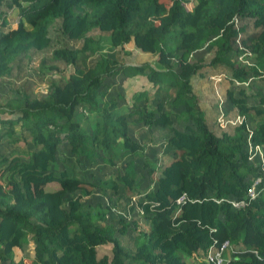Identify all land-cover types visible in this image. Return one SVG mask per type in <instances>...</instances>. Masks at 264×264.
I'll use <instances>...</instances> for the list:
<instances>
[{"label":"trees","instance_id":"trees-1","mask_svg":"<svg viewBox=\"0 0 264 264\" xmlns=\"http://www.w3.org/2000/svg\"><path fill=\"white\" fill-rule=\"evenodd\" d=\"M10 8L20 17L7 27ZM0 20V79L35 51L49 48L67 67L85 61L106 34L114 51L51 79L44 94L12 79L0 103V138L34 147L0 156V264H208L194 257L225 240L226 264H264V188L246 195L254 177L264 183V0H0ZM55 39L63 42L54 46ZM129 42L155 55L156 65L126 63L115 52ZM121 73L145 75L157 85L153 98L138 91L131 108L119 106L107 88ZM195 75L229 82V108L218 110V96L202 106ZM19 122L28 136L17 134ZM134 122L165 136L166 158L159 162L131 132ZM64 142L80 158H109L116 172L95 182L79 175L80 158L61 167ZM138 155L152 182L143 188ZM51 181L58 186L50 190ZM95 188L131 198L148 227L136 218L107 223L100 202L86 200ZM131 234L133 249L121 239ZM107 245L110 256L99 251Z\"/></svg>","mask_w":264,"mask_h":264},{"label":"rangeland","instance_id":"rangeland-1","mask_svg":"<svg viewBox=\"0 0 264 264\" xmlns=\"http://www.w3.org/2000/svg\"><path fill=\"white\" fill-rule=\"evenodd\" d=\"M167 3V0H162ZM15 9V8H14ZM14 9L10 8L9 13L6 15L7 20V27L15 26L16 22L19 18V14L14 13ZM239 23V22H238ZM251 29V26L248 27ZM53 33L55 34V30L52 29ZM54 46H58L60 42L63 40H56ZM110 37L109 35H105L104 37L100 38L99 47L96 51L90 53L86 60H82L81 58L76 61L75 64H70L67 67L62 66L61 60L58 61L57 59H53L51 57V50H41L35 51L32 54V57L29 58L27 56H21L20 58H16L15 63H13V69L11 71V75H8L5 79H0V103H3V100L10 95V90L12 87V79L16 80L17 78L20 80H29L32 81V89L37 94H44L47 91L48 83L51 79H58L62 77H67L73 70L83 69L85 64H93L95 57L99 51L108 52L109 54H113V49L111 48ZM206 47H202L193 53L192 59L195 57L203 56L206 51ZM107 53V54H108ZM119 57L124 59L126 63H143V62H150L153 65H156L155 60L156 56L151 53H145L139 50L133 42H129L124 45V47L119 48L117 52H115ZM46 56L47 60L41 65L40 62L42 58ZM63 62V61H62ZM56 65L57 67H52ZM218 80L213 82L205 77H199L195 75L192 78L194 91L196 92L197 96L199 97V101L202 106H206L208 108L214 102L215 96H218L220 99L217 101V105L219 106L218 110H222L224 108H229V102L223 96L226 87L229 85V82L223 80L220 75H217ZM110 86L107 88L108 94L110 96H114L118 102L119 106H127L128 109L132 107L134 95L138 91L145 90L147 92L148 98H153L154 92L156 90L157 85H154L151 81L147 79V77L143 74H135V75H126L125 73L117 74L110 79ZM249 85L248 81L245 82V85ZM252 89L256 90V87H252ZM140 104L143 103V99L139 101ZM183 120H179L177 122L179 125ZM251 121L254 124L255 121ZM20 123H16V132L19 135L21 132H24L26 136H28L27 131L25 128L20 126ZM135 123V122H134ZM131 125V132L137 136V138L142 141L143 143L147 142V147H150L156 152L159 162L166 158V150H165V136L152 132L151 129L144 127L140 123H135ZM85 124V123H84ZM1 126V125H0ZM1 130H4L0 127ZM147 136H152L153 138L150 140H143V138ZM23 147H30L33 148V144L31 142H26L23 139L18 141H12L10 137H1L0 138V156L4 154L5 156H11L13 153L19 152V150ZM70 146L67 142L60 143L58 147V162L59 165H62V160L66 161V165L70 162L75 163L76 158H80V156H76L75 153L70 151ZM260 156L264 155V147H259ZM99 154V153H98ZM150 159H153V153L147 154ZM125 159L129 158V155L124 157ZM143 156L138 155L137 158L134 160L135 162V169L139 173L140 178L137 179V183L139 187L143 188L150 185L152 182L149 180V177L145 171V168L142 167ZM81 164H78V167L81 169V173L79 174L83 178H89L95 182H98L99 178L102 176H110L114 174L117 170V167L114 166L110 161L109 158L103 157V155L97 156L94 155L93 158H90L86 155H82L79 159ZM122 161V160H121ZM121 161L118 162L121 164ZM5 163L0 162V167L3 166ZM122 168V165H121ZM6 176V175H5ZM57 181H51L47 184V189H52L53 187H57ZM110 198H109V197ZM124 196V197H123ZM123 194L120 195H107L100 191L99 188L94 189V195L91 197L86 198L88 202L94 206V203L100 202V207L106 210V219L105 221L108 223H116L119 218L125 219H132L136 218L139 223L143 226V228L148 227V221L145 217L138 216L136 213V209L132 206L134 205V201L131 198H127ZM97 206V205H96ZM95 208V207H94ZM140 225V226H141ZM130 235H123L121 236L122 242L130 247L134 248L135 242L133 239V234ZM111 245L102 246L99 248L101 253H107L109 256L111 255ZM30 250V248H29ZM27 252H29L27 250ZM25 253V251H24ZM192 261V260H191ZM193 261H204L203 254H198L194 257ZM208 264L209 262L205 260Z\"/></svg>","mask_w":264,"mask_h":264},{"label":"built area","instance_id":"built-area-1","mask_svg":"<svg viewBox=\"0 0 264 264\" xmlns=\"http://www.w3.org/2000/svg\"><path fill=\"white\" fill-rule=\"evenodd\" d=\"M20 17V15H19ZM19 20V18H18ZM17 20V22H18ZM16 22V23H17ZM1 23V20H0ZM221 126L225 125V120L222 116H219L217 118ZM262 177L256 176L254 177L253 181L247 188V197L248 199L255 198L259 192L264 188V183H262ZM185 198V196H181L177 199V203L182 202V200ZM232 204L235 206L243 207L247 204L246 200H232ZM230 246V242L228 240L223 241L220 245H214L211 244L207 250L205 251V254L203 255V258L207 260L208 262H214L215 264H226V257L224 256V251Z\"/></svg>","mask_w":264,"mask_h":264},{"label":"crops","instance_id":"crops-1","mask_svg":"<svg viewBox=\"0 0 264 264\" xmlns=\"http://www.w3.org/2000/svg\"><path fill=\"white\" fill-rule=\"evenodd\" d=\"M9 12H10V11H9ZM9 12H8V13H9ZM8 13H7V14H8ZM14 13H15V14H18V11H16V9H14ZM7 14H6V15H7Z\"/></svg>","mask_w":264,"mask_h":264}]
</instances>
